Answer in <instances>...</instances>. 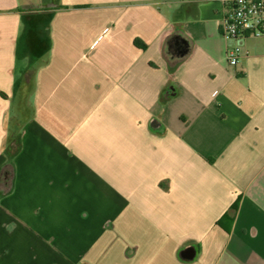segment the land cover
<instances>
[{"label": "crops", "instance_id": "0c3cea01", "mask_svg": "<svg viewBox=\"0 0 264 264\" xmlns=\"http://www.w3.org/2000/svg\"><path fill=\"white\" fill-rule=\"evenodd\" d=\"M222 15L0 0V264H264V39Z\"/></svg>", "mask_w": 264, "mask_h": 264}, {"label": "built area", "instance_id": "2783aa9c", "mask_svg": "<svg viewBox=\"0 0 264 264\" xmlns=\"http://www.w3.org/2000/svg\"><path fill=\"white\" fill-rule=\"evenodd\" d=\"M221 34L227 40L256 37L264 39V0H223ZM232 65L245 55L240 45L227 49Z\"/></svg>", "mask_w": 264, "mask_h": 264}, {"label": "trees", "instance_id": "16d2710c", "mask_svg": "<svg viewBox=\"0 0 264 264\" xmlns=\"http://www.w3.org/2000/svg\"><path fill=\"white\" fill-rule=\"evenodd\" d=\"M135 44L141 48H145L146 47V44L144 42H142V40H139V39H136L135 41Z\"/></svg>", "mask_w": 264, "mask_h": 264}]
</instances>
